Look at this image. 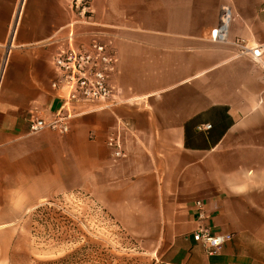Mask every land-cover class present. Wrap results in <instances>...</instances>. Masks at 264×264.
<instances>
[{
  "label": "crops",
  "instance_id": "1",
  "mask_svg": "<svg viewBox=\"0 0 264 264\" xmlns=\"http://www.w3.org/2000/svg\"><path fill=\"white\" fill-rule=\"evenodd\" d=\"M225 2L228 38L264 42V0H91L90 22L72 0H0V224L86 188L116 220L156 228L168 264H264V68L210 39ZM70 30L76 42L105 32L125 102L31 134L30 115L61 104L51 59ZM119 118L130 130L113 160ZM196 200L212 232L232 234L216 254L191 237Z\"/></svg>",
  "mask_w": 264,
  "mask_h": 264
},
{
  "label": "rangeland",
  "instance_id": "2",
  "mask_svg": "<svg viewBox=\"0 0 264 264\" xmlns=\"http://www.w3.org/2000/svg\"><path fill=\"white\" fill-rule=\"evenodd\" d=\"M7 221L0 224V264H168V242L152 238L156 228L116 220L86 188L50 196Z\"/></svg>",
  "mask_w": 264,
  "mask_h": 264
},
{
  "label": "built area",
  "instance_id": "3",
  "mask_svg": "<svg viewBox=\"0 0 264 264\" xmlns=\"http://www.w3.org/2000/svg\"><path fill=\"white\" fill-rule=\"evenodd\" d=\"M91 0H72L73 11L85 22L91 21ZM232 19V8L225 2L220 5L219 20L210 32L214 42L229 43L234 48L235 56H249L264 68V42L252 43L242 37L228 38V28ZM105 32H92L87 41H74L73 32L67 33L68 41L59 45L51 62L55 76L50 81V89L61 100V104L48 118L31 114L28 119V132L53 130L66 133L69 122L75 116L87 111L112 110L125 101L114 92L110 83L115 69L116 57L112 47L104 39ZM205 127H210L208 124ZM130 130L129 122L118 119L115 128L105 139L106 147L113 160L125 156L122 132ZM196 226L191 232L192 239L199 243L204 251L213 255L231 240L230 233H214L206 225V214L201 200L195 201Z\"/></svg>",
  "mask_w": 264,
  "mask_h": 264
},
{
  "label": "trees",
  "instance_id": "4",
  "mask_svg": "<svg viewBox=\"0 0 264 264\" xmlns=\"http://www.w3.org/2000/svg\"><path fill=\"white\" fill-rule=\"evenodd\" d=\"M38 264H58L56 261H48V262H42Z\"/></svg>",
  "mask_w": 264,
  "mask_h": 264
}]
</instances>
